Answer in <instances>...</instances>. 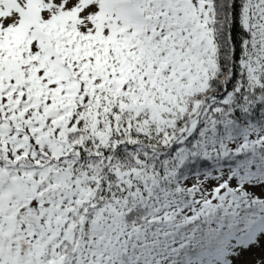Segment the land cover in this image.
I'll return each mask as SVG.
<instances>
[{
    "label": "snow or ice",
    "instance_id": "1",
    "mask_svg": "<svg viewBox=\"0 0 264 264\" xmlns=\"http://www.w3.org/2000/svg\"><path fill=\"white\" fill-rule=\"evenodd\" d=\"M0 264H264V0H0Z\"/></svg>",
    "mask_w": 264,
    "mask_h": 264
}]
</instances>
